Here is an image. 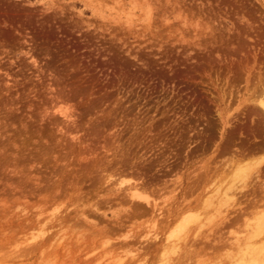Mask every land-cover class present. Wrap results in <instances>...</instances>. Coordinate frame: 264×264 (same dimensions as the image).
I'll return each instance as SVG.
<instances>
[{"label": "rangeland", "instance_id": "1", "mask_svg": "<svg viewBox=\"0 0 264 264\" xmlns=\"http://www.w3.org/2000/svg\"><path fill=\"white\" fill-rule=\"evenodd\" d=\"M262 101L264 0H0V264H264Z\"/></svg>", "mask_w": 264, "mask_h": 264}, {"label": "bare ground", "instance_id": "2", "mask_svg": "<svg viewBox=\"0 0 264 264\" xmlns=\"http://www.w3.org/2000/svg\"><path fill=\"white\" fill-rule=\"evenodd\" d=\"M259 103V107H260V109L262 110L263 109V112H264V101H262V102H258ZM254 136H253V139H256V136H255V134H253ZM264 137V136H263ZM235 152L236 153H239V157H243L244 155H245V152L244 151H240V150H238V149H236L235 150ZM240 152H241V154H240ZM235 155V154H234ZM240 160V159H239ZM257 162V161H256ZM249 164V163H248ZM256 165V164H255ZM239 167V166H238ZM246 169H248V170H244L243 168H241L242 170H244L243 172L244 173H242V170H239V171H241V173L244 175V177H246V176H248L249 177V175L251 174V173H253L254 174V177H255V180L257 179V180H259L260 178H261V172H260V170H259V167H255V168H248V166L247 167H245ZM253 171V172H252ZM205 172V171H204ZM225 172V171H224ZM240 173V174H241ZM241 174V175H242ZM204 175H207V171L204 173ZM256 175V176H255ZM261 175V176H260ZM251 178H252V175L250 176ZM199 178V177H198ZM200 179V178H199ZM212 179V178H211ZM206 180H209V179H206ZM239 181V180H238ZM206 182V181H205ZM234 183V182H233ZM232 183V184H233ZM240 183V182H239ZM263 183L264 182H262V184L261 185H263ZM204 184V183H203ZM231 184V185H232ZM198 185V184H197ZM250 186V185H249ZM229 187V186H228ZM214 188H216V189H214ZM212 190H213V192L216 194V190L218 189V186L216 187H214ZM245 187H242V188H240L239 189V191H241L242 189H244ZM249 188V187H248ZM229 188H227V190H228ZM262 189V192H263V194H264V188H260V190ZM175 190V189H174ZM226 189H225V191H227ZM232 190V189H231ZM250 190V189H249ZM256 190V189H255ZM254 190V191H255ZM258 190H259V187H258ZM259 190V191H260ZM211 192V191H210ZM212 192V193H213ZM217 192H218V190H217ZM187 193V192H186ZM234 193V192H233ZM236 193V192H235ZM251 193V192H250ZM253 193H255V192H253ZM192 194V193H191ZM216 196V195H215ZM225 196V195H224ZM212 197V196H211ZM227 197V196H226ZM263 197V196H262ZM164 198V197H163ZM264 198V197H263ZM174 198H173V196L171 197L170 196V198H166V200H162V204L164 205H162L161 207H158L157 208V204H156V206H155V209H156V213L158 212V215H160L159 216V219L161 220H163V221H161V223H168L169 222V220L171 219V217L173 216V215H175L176 214V216L177 217H179L178 216V213L180 212V214H181V210L183 209V208H185L184 207V204L183 205H181L180 207L179 206H175V208H174V211L172 210L173 208L172 207H170L172 204H174L175 203V201L173 200ZM211 199V198H210ZM207 201H209V198L208 199H206ZM263 200V199H262ZM146 201V203L147 204H149V201L148 200H145ZM155 201V200H154ZM207 201H205V198H204V202H207ZM161 202V201H160ZM193 202V201H192ZM210 203H213L212 202V199L209 201ZM226 203L224 204V205H227V204H230V202L234 205L235 203H237L238 201L236 200V199H233V197H227V199H226V201H225ZM201 203V202H200ZM203 203V202H202ZM202 203L200 204V206L201 207H203L202 206ZM218 203V202H217ZM232 204L231 205H228V206H232ZM264 205V202H262L261 200L260 201H258V200H253V201H250L249 199H246V202L244 203V205H245V207L246 206H253V207H255L256 205ZM168 206V208L166 209V211H167V213H166V215L165 216H162L161 215V212H162V210H163V207H165V206ZM211 205V204H210ZM214 204H212L211 206H213ZM218 205V204H217ZM240 202H239V207H240ZM258 205V206H259ZM160 206V205H159ZM195 206V205H194ZM220 206V205H219ZM187 208H189V206H186ZM198 207V206H197ZM233 207V206H232ZM264 207V206H263ZM186 208V209H187ZM194 208H196V206L194 207ZM226 208H227V210H228V207L226 206ZM225 208V209H226ZM258 208H260V207H258ZM257 208V209H258ZM185 209V210H186ZM205 209V211H208V210H206V208H204ZM208 209V208H207ZM220 209H221V207H220ZM224 209V208H223ZM261 209V208H260ZM195 210V209H194ZM192 211L194 214H196L197 212H196V210L195 211ZM256 210V209H255ZM153 211V210H152ZM155 211V210H154ZM190 211V212H191ZM205 211H202L203 213H206ZM225 211V210H224ZM187 212V211H186ZM196 212V213H195ZM200 211H198V213H199ZM229 211H227V213H228ZM244 210L243 211H241V212H239L238 214H240V216H242V214H244ZM201 213V212H200ZM218 216H219V213H220V211H219V213H217V212H215ZM226 213V212H225ZM253 213V212H252ZM256 213V216L254 215V219L253 220H255V222H254V224L255 225H253L254 226V228H253V230H252V233L250 234V235H248L246 238H244V242L241 244V246L243 245V248L244 249H247V252L249 251V253L250 254H252V256L253 255H258V253H261L262 254V261L264 262V243H261V244H258L257 246H255V245H252V243L255 241L256 242V240L259 242V240L261 241L262 239H264V208L262 209V210H260V212L259 211H257V212H255ZM184 214V213H183ZM190 215V214H189ZM188 215V216H189ZM197 215V214H196ZM195 215V216H196ZM216 215V216H217ZM249 215V214H248ZM176 216H173V217H176ZM215 216V219L218 217H216ZM222 216V218H219L220 219V222H219V226H222V225H225V224H228V223H230L231 221H232V217L231 216H225V215H221ZM251 217V216H250ZM251 217V218H252ZM186 219H190V220H192V221H196V217H194V216H189V217H187ZM210 221H211V219H209ZM208 220V222L209 223H211L210 221ZM240 220V219H239ZM244 220V219H243ZM250 220V219H249ZM213 221V220H212ZM219 221V220H218ZM242 223V222H241ZM239 224V223H238ZM164 225V224H163ZM230 225V224H229ZM233 225H236V223H234ZM243 225V224H242ZM245 225V224H244ZM165 228V227H164ZM244 228V227H243ZM242 230V229H241ZM217 235V234H216ZM218 236H220V235H218ZM217 236V237H218ZM216 237V238H217ZM221 237H223L222 235H221ZM173 238V237H172ZM154 239L156 240L157 239V236H155L154 237ZM170 239V238H169ZM206 241V240H205ZM227 241V240H226ZM229 241V240H228ZM221 242H223V241H221ZM220 243V242H219ZM236 243V245L235 246H239L240 245V243H237V242H235ZM234 243V244H235ZM184 244V243H183ZM226 244H228V242L226 243ZM215 245H217L218 246V244H215ZM214 245V246H215ZM231 245V244H230ZM128 246V245H127ZM221 246H224V248H227V246L226 245H222L221 244ZM232 246H233V244H232ZM231 246V247H232ZM235 246L233 247V248H235ZM255 246V247H254ZM229 248H230V246H228ZM222 248L223 247H221V249L220 250H222ZM173 249V248H172ZM204 249V248H203ZM230 249H232V248H230ZM179 250V249H178ZM181 251H182V249H180ZM217 250V249H216ZM173 251H175V250H173ZM185 251V250H184ZM183 251V252H184ZM186 251H188L187 249H186ZM215 251V250H214ZM219 251V250H218ZM238 251V250H237ZM194 252V254H195V251H193ZM197 252V251H196ZM200 252V251H199ZM221 252V251H220ZM244 252V251H243ZM176 253V252H175ZM245 253V252H244ZM146 254V253H145ZM187 254H188V252H187ZM198 254V253H197ZM205 254V253H204ZM207 254H208V252H207ZM209 254H212V252L211 253H209ZM227 254V253H226ZM247 254V253H246ZM147 255V254H146ZM132 257H131V261L133 260V261H136L137 260V254L135 255V253H134V255H131ZM145 256V255H144ZM217 256H220V255H217ZM229 256V255H228ZM227 256V257H228ZM141 257V256H140ZM147 257V256H146ZM145 257V258H146ZM190 257V256H189ZM192 257V256H191ZM190 257V258H191ZM213 257V256H212ZM190 258L187 260V261H189L190 260ZM252 258V257H251ZM192 259V258H191ZM211 259V258H210ZM220 259H222V258H220L219 257V259L218 260H220ZM250 259V258H249ZM179 260V259H178ZM218 260H217V262L215 261V259H214V263H216V264H218ZM229 260V259H228ZM132 261V262H133ZM147 261V260H146ZM176 261H177V258H176ZM194 261V260H193ZM196 261V260H195ZM205 261H207V259L205 260ZM212 261H213V259H212ZM229 261H231V259L229 260ZM228 261V262H229ZM190 262V261H189ZM220 262V261H219ZM233 262V261H232ZM131 263V262H130ZM140 263V262H139ZM146 263V262H145ZM144 263V264H145ZM176 263V262H175ZM178 263V262H177ZM176 263V264H177ZM184 263V262H183ZM182 263V264H183ZM201 263V262H200ZM204 263V262H203ZM137 264V263H136ZM173 264V263H172ZM187 264V263H186ZM189 264V263H188ZM221 264V263H220Z\"/></svg>", "mask_w": 264, "mask_h": 264}]
</instances>
